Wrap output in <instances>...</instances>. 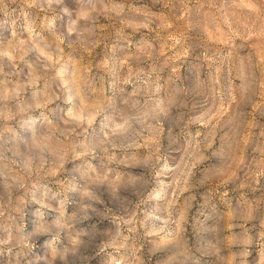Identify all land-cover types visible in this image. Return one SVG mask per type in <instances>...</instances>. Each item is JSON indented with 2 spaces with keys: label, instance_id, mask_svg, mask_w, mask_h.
<instances>
[{
  "label": "rangeland",
  "instance_id": "obj_1",
  "mask_svg": "<svg viewBox=\"0 0 264 264\" xmlns=\"http://www.w3.org/2000/svg\"><path fill=\"white\" fill-rule=\"evenodd\" d=\"M0 264H264V0H0Z\"/></svg>",
  "mask_w": 264,
  "mask_h": 264
}]
</instances>
